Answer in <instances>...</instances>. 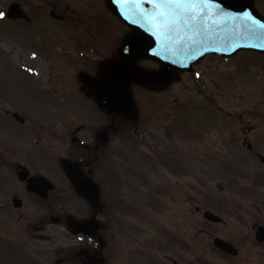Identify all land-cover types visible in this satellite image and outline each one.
Segmentation results:
<instances>
[{"label":"flooded vegetation","instance_id":"flooded-vegetation-1","mask_svg":"<svg viewBox=\"0 0 264 264\" xmlns=\"http://www.w3.org/2000/svg\"><path fill=\"white\" fill-rule=\"evenodd\" d=\"M254 5L264 15V0H254ZM106 9L126 30L120 34L117 42L109 45L111 47L104 57L100 53L99 58L96 56L92 60L86 57L80 65L77 63L76 76L62 77L66 82L60 88L50 90L52 95L48 99L52 103L56 97L71 91L87 107L93 108V114L73 107H55L50 136L40 140L41 135H33L28 146L22 142L12 146L5 144L4 152L0 155L5 167L14 166L18 180L24 184L21 187L25 188V193L44 201L50 191L61 187L32 166L29 149H34V138V145L40 143L50 150L69 186L71 208L63 216L51 214L49 221H62L68 232L78 236L81 241H74L75 245L55 251L57 255L61 252V257L58 256L52 264H135L136 254H154L156 242H162L160 249L166 256L185 253L187 239L207 240L208 249L231 256H236L241 250L233 240L250 239L264 252V132L256 133L253 126L239 129L240 138L231 135L225 142L228 145H216V142L209 140H164L161 150L144 145L138 135L145 118L141 117L135 91L154 94L165 90L170 84L156 90L132 83L136 108L131 110L124 108L116 112L103 108L97 102L95 88L88 77L98 76L102 61L118 59L122 40L130 31L126 24ZM55 15L61 16L59 19L54 17L58 20L66 16L60 13ZM102 19V26H105L106 18L103 16ZM91 32L86 29V35L94 37ZM88 43L89 40H86ZM218 57L207 53L200 61H213ZM143 61L149 64L144 65ZM135 64L146 69L159 67L157 62L145 58L136 60ZM13 105L0 109L16 125H27L30 119L15 117L16 114H13H20L21 109ZM227 116L232 118V115ZM45 123L46 120L43 125ZM170 135L173 134L166 131L165 136ZM31 178L42 180V183L33 181L36 190L27 186ZM86 180L98 185L99 199L96 204L86 198ZM16 192L11 196V203L13 207L20 208L22 198ZM140 198L144 201H140ZM14 199L19 200L20 204L14 203ZM5 205L10 206L8 203ZM155 208L157 211L160 208L166 210L163 235L157 238L139 236L143 230L148 233L147 226L155 218ZM91 218L97 222L96 231L95 224L86 226V219ZM236 219L243 222L237 230L234 227ZM86 231L92 234H86ZM220 240L230 244L229 250L220 246ZM194 249L202 254L201 245L197 247L196 244ZM234 250L235 254L229 252Z\"/></svg>","mask_w":264,"mask_h":264},{"label":"rangeland","instance_id":"rangeland-1","mask_svg":"<svg viewBox=\"0 0 264 264\" xmlns=\"http://www.w3.org/2000/svg\"><path fill=\"white\" fill-rule=\"evenodd\" d=\"M12 1H19L31 19L23 23L0 17V108L16 104L21 116L30 121L20 127L0 109V155L5 144L22 142L28 146L33 135H41L40 140L50 136L55 107H73L93 114V108L71 91L51 103L50 90L66 82L62 77H75L84 58L93 60L100 53L104 57L109 45L117 42L126 30L108 13L104 0H0V13L5 14ZM51 10L66 16L61 21L55 20ZM102 15L106 18L105 26ZM86 29L95 36L86 35ZM215 59L200 61L191 72L184 71L180 80L161 92L151 94L136 89L141 117L145 118L138 138L144 145L154 146L156 150H161L164 140H209L216 145H228L225 142L231 135L240 138L239 129L253 126L256 133L264 132V54L241 51L229 62L221 57ZM166 131L173 135L165 136ZM32 143L34 149H29L32 166L61 188L50 191L44 201L25 193L14 166L5 167L0 156V205H10L0 207V264H52L61 257V252L57 255L55 251L81 241L68 232L62 221H49L51 214L67 213L72 196L50 150L40 143L34 145V138ZM15 191L22 198L20 208L11 203ZM140 201L144 200L140 198ZM153 214L155 218L147 226L148 233L143 230L139 236L163 235L166 210L155 208ZM241 223L236 219V230ZM233 242L241 247L236 256L208 249L207 240L198 239H187V252L166 256L160 249L162 242H156L154 254L138 253L134 263L264 264V252L257 243L250 239ZM196 244L201 245L202 254L192 250Z\"/></svg>","mask_w":264,"mask_h":264},{"label":"water","instance_id":"water-1","mask_svg":"<svg viewBox=\"0 0 264 264\" xmlns=\"http://www.w3.org/2000/svg\"><path fill=\"white\" fill-rule=\"evenodd\" d=\"M106 2L110 10L131 28L119 48V59L101 62L98 76L88 77L95 88L97 102L108 110L121 112L124 108L134 109L131 82L162 88L171 78H178L179 70H190L192 63L207 51L223 55L240 49L264 52V18L255 10L253 0H215L217 5L212 27L206 22L210 16L201 15L202 3L198 0H184L179 4L169 0ZM244 5L246 10L241 11ZM7 16L12 19L27 18L17 2L10 4ZM201 34H204L202 40ZM141 57L156 60L160 68L147 70L133 64ZM19 176L24 179V176ZM34 180L42 183L40 178H31L27 184L29 189L36 190ZM74 180L77 183L76 178ZM44 187L48 188L47 185ZM85 195L97 203L98 187L86 180ZM14 203L20 204V201L14 199ZM90 222L94 226L93 218L86 221V226ZM220 244L229 250L227 243L220 240ZM230 252L236 253V250Z\"/></svg>","mask_w":264,"mask_h":264},{"label":"snow or ice","instance_id":"snow-or-ice-1","mask_svg":"<svg viewBox=\"0 0 264 264\" xmlns=\"http://www.w3.org/2000/svg\"><path fill=\"white\" fill-rule=\"evenodd\" d=\"M170 3H175V4H179L184 2V0H169ZM4 14L0 13V17H2ZM245 15H248L247 13H245Z\"/></svg>","mask_w":264,"mask_h":264}]
</instances>
